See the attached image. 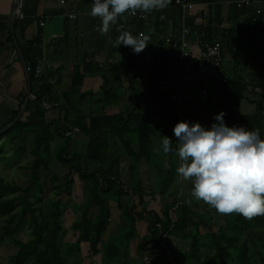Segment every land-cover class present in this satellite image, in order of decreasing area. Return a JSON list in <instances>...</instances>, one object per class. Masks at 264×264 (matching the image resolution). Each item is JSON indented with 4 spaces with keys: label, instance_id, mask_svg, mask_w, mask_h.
<instances>
[{
    "label": "crops",
    "instance_id": "crops-1",
    "mask_svg": "<svg viewBox=\"0 0 264 264\" xmlns=\"http://www.w3.org/2000/svg\"><path fill=\"white\" fill-rule=\"evenodd\" d=\"M61 1L64 3L61 4ZM175 1L169 0L162 10L144 11V20L128 19L124 14L107 33L101 35L98 31L100 18L90 15L93 0H20L14 17L15 32L14 26L12 30L10 28L15 0H0V130L18 109L20 94L27 89L15 43L19 48L24 43L37 41V58L42 61L41 79L49 85L53 96L59 101L53 102V96L52 100L49 96L44 98L42 107L45 109V119L53 121L61 117L63 111L60 113L57 109L59 103L74 107V116L84 119L106 113L149 115L152 151L156 156L152 160L154 162L146 158L140 160L137 168L143 169L146 165L159 193V180L154 169L169 170L171 167L168 158L161 157L162 138L169 118L176 119L177 123L189 121L210 126L217 114L218 84L235 80H240L246 86L244 99L240 102L241 116H254L257 103L264 115V0H182L188 5L186 10ZM240 1H249L250 6L240 9ZM71 14H75L76 18L69 19ZM253 18H256L255 23L252 22ZM117 29L133 35H147L150 37L149 45L138 55L133 54L130 47L119 46L121 32ZM184 29L189 32L188 42L193 48L194 58L199 55L203 45L221 44L222 82L180 85L168 75V71L178 65L173 40ZM8 33L14 40L13 46L6 42ZM76 69L84 76L76 88H71L70 81ZM107 91L110 92L108 97L105 94ZM203 93L206 95L203 96ZM38 112L36 105L31 104L22 118L26 122L33 121L37 119ZM3 134H0V169L6 166L1 160L6 156L7 144L11 146L15 143ZM7 158L12 162L10 156ZM172 162L177 169L179 158H174ZM129 164L128 157L121 159L120 166L125 172ZM172 187L170 193L174 197L166 195L163 202L166 198L170 202L179 195V202L196 214L203 210L211 214L210 210L214 208L202 200L194 202L196 199L191 196V180H183L176 174ZM214 210L221 221L217 223V220L210 219L208 224L204 223L216 234L226 229L230 220ZM145 218L137 222L136 235L129 243V247H134L136 251H141L139 245L151 225L150 221L145 222ZM142 222L144 227H141ZM200 231L203 229L200 228ZM252 233L258 235L260 231ZM242 239L238 241V247L246 243ZM247 241L251 248L250 240ZM208 242L207 238L200 239L202 246L198 256L201 261L214 262V252L207 248ZM167 244L171 252L170 260L164 253L147 250L151 247L147 238L142 253L148 251L146 253L150 255L144 260H149L148 264H153L152 261L177 264V261L184 259L185 264H200L195 262L198 260L190 258L191 242L184 235L169 234Z\"/></svg>",
    "mask_w": 264,
    "mask_h": 264
},
{
    "label": "trees",
    "instance_id": "trees-1",
    "mask_svg": "<svg viewBox=\"0 0 264 264\" xmlns=\"http://www.w3.org/2000/svg\"><path fill=\"white\" fill-rule=\"evenodd\" d=\"M15 31L16 25L14 26ZM20 36L24 40L22 33ZM6 42L12 46L14 44L10 33H8ZM37 44V41L24 43V45H19V49L32 85V99L27 103L25 114L28 113L31 104L36 105L39 114L37 119L30 122L21 118L7 133L3 134H9L12 142L23 139L21 152L25 151L24 144L27 137L33 136L29 151L32 161L28 184L20 187L16 184L0 182V218L4 221L0 241L16 235L27 224L30 229V239L26 242L14 241L15 253L9 257L7 264H69V257L79 255L82 245H86L90 258L100 256L102 264H113L111 262L119 257L128 255V243L136 235L137 222L145 218L142 212L134 211L133 204L125 212L122 206L129 194L132 198L137 196L140 204L145 203L141 197L142 189H140V181L136 178V169L140 160L146 158L154 162L152 160L156 156L152 151L150 116L134 113L128 116L106 113L86 120L74 116L72 112L74 107L59 103L57 109L60 113L63 111V114L57 120L47 121L42 101L46 96L52 100L53 93L43 79L37 81L34 78L35 59L39 57L35 49ZM83 76L84 73L76 69L70 81V87L76 88ZM25 91L26 89L17 101L18 109L3 128L12 124L17 118L24 102ZM109 93V91L105 93L107 97ZM245 93L246 86L240 80L218 84L217 114L226 113L224 119L228 126L242 125L248 130L259 131L260 138L264 139V115L260 104H255L254 116L245 117L240 114V102L244 99ZM53 98L55 99L54 96ZM52 101L59 102L57 99ZM115 102L114 96L113 104ZM176 123V119L169 118L164 131V137H168L173 143L171 145L173 150L178 147L177 138L173 135V127ZM72 133L81 134L86 139L83 151H71L72 136H75L74 138L77 136ZM163 156L168 158L171 167L169 170L154 169L159 180L160 197L173 195L170 191L173 188V177L177 174L174 162H172L178 157L175 151L167 154L163 152ZM123 157H128L130 160L127 169L130 177L128 189H125L126 185L121 181L120 162ZM51 159L68 167L69 173L65 184L67 187L72 184L70 177L75 175L87 193L82 215L72 225L73 230L77 232V239L72 244L64 245L62 242L64 228L61 200H48L44 205L46 185L40 178V173H51ZM53 180L56 182L57 179ZM51 190L56 194H61L57 185ZM179 201L175 197L174 200L163 203L161 215H155V222L148 226L147 235L140 243L139 250H144L143 244L149 238L151 247L147 250L159 253V242L163 235H184L191 242L190 258L198 260L195 262H201L198 256L199 248L202 246L200 239L207 238L209 240L207 248L211 253L214 252L212 258L216 263L228 264L229 261H236V264H252L255 259H259L260 264H264V244L261 247L255 246L257 241L264 242V215L249 219L241 214L232 213L234 217L228 222L227 228L215 234L195 212ZM177 202L179 203L178 209L174 213L173 220H170L169 213ZM113 204L119 211L122 210L128 225L127 227L122 225V232L128 229L126 233H122L124 241H127L123 243V249L116 245L104 246L102 244L103 234L107 232L113 216ZM92 208L96 209V215L90 219L88 216ZM200 228L203 231H200ZM255 230L260 233L258 235L252 233ZM250 234L252 236L249 237ZM242 238L250 240L251 248L247 242L238 247V241ZM183 260L177 261V264H185L186 261ZM80 262L75 261L73 264ZM152 263L158 264V261H152Z\"/></svg>",
    "mask_w": 264,
    "mask_h": 264
},
{
    "label": "clouds",
    "instance_id": "clouds-1",
    "mask_svg": "<svg viewBox=\"0 0 264 264\" xmlns=\"http://www.w3.org/2000/svg\"><path fill=\"white\" fill-rule=\"evenodd\" d=\"M169 0H93L90 15L99 17L101 35L107 33L126 13L162 10ZM120 31L118 44L141 53L150 37ZM226 113L214 115L210 126L180 121L173 127L177 149L163 137L162 151H175L179 158L177 175L191 180V196L216 209L219 214L237 213L245 218L264 215V139L259 131L242 125L228 126Z\"/></svg>",
    "mask_w": 264,
    "mask_h": 264
},
{
    "label": "rangeland",
    "instance_id": "rangeland-1",
    "mask_svg": "<svg viewBox=\"0 0 264 264\" xmlns=\"http://www.w3.org/2000/svg\"><path fill=\"white\" fill-rule=\"evenodd\" d=\"M87 120V119H86ZM7 133V132H5ZM75 136H72L73 145L71 147V151H83L84 148V140H86L81 134H76ZM8 138L10 139L11 136L9 134ZM79 135V136H78ZM32 138L33 136L30 135L25 140V151L21 152V146H23V139L17 140L15 143L6 146V156L11 157L12 162H10V159H8L6 156L3 160H1V163L3 165H6L3 169H0V182L8 183V184H16L20 187H25L28 184V174H29V168L31 166L32 157L29 155V151L31 150L32 145ZM11 141V140H10ZM11 143V142H10ZM163 155V152H161V157ZM160 158V157H158ZM14 161V162H13ZM10 165V166H8ZM51 165V173L45 174L44 172L40 173V178L45 182L46 185V195L44 197V205L46 201L50 200H61L62 203V212H63V244H72L77 239V232H75L72 228V225L75 221H77L81 215L82 211L85 207L86 199H87V193L85 192V189L82 185V183L78 180V177L73 175L70 177V180L72 182L71 186H66V176L69 173V169L67 166L61 165L59 162H57L54 159H51L50 161ZM18 166V167H17ZM146 165H144L143 169L137 168L136 174H138L137 178L140 180V189H142V195L145 203L140 204L139 200L136 197L132 198L130 194L128 195V198L124 202V205L122 206L123 212L128 210L132 204L134 205L135 212L136 213H143L145 215V222H149L152 224L155 222V215H161V211L163 210V197H160L159 193L157 192V188L154 185V178L152 177L151 172L147 169ZM141 173V174H140ZM121 174V181L122 179L124 181L123 184L126 185L125 189H128L130 179L128 178L127 172L124 171V169L120 171ZM176 175L173 177L172 183L174 184ZM57 179L56 182L53 179ZM57 185L60 189L61 194H56V192H53L51 189ZM70 193V194H69ZM178 197H181L177 195ZM176 196V197H177ZM169 198H166L165 201H168ZM195 200L194 202H196ZM119 211L115 204L112 205V211L113 216L110 221L109 228L106 233L103 234L102 237V244L104 246L106 245H116L120 246L123 249V243H126L127 241H124V238L122 235L127 232L126 229L122 232V225L127 227L123 212ZM210 213H206L204 210L199 214L196 215L203 220V222H208L210 219L217 220V223H219L221 220L219 219L217 213L214 209L210 210ZM96 215V209L92 208L89 212L88 218L93 219V217ZM229 220H232L234 217V214H227L226 215ZM153 219V221H152ZM152 221V222H151ZM149 223V224H150ZM208 224V223H207ZM147 225V224H146ZM4 226L3 219L0 218V234L1 229ZM137 227V226H136ZM140 227V226H139ZM141 227H144V223L142 222ZM123 233V234H122ZM174 235V234H172ZM252 236L251 234L249 237ZM28 239H30V229L29 224H27L25 227L20 229V231L11 237H6L2 241H0V263L1 264H7L9 257L15 253V246L14 241H22L26 242ZM170 239V238H169ZM249 239V238H248ZM243 241L249 242L246 239H242ZM129 244V243H128ZM264 244V242H255V246L261 247ZM130 246V245H129ZM128 246V247H129ZM251 247V244H250ZM148 252V251H146ZM142 253V251H136L134 247H129L127 250L128 255L122 256L121 258L117 259L114 262H111L113 264H148L149 260H144L145 258L149 257L150 254L148 253ZM133 253V254H132ZM69 264H73L75 261H81L79 264H102L101 257L97 256L95 258H90L87 254V247L86 245L81 246V253L79 255H75L72 257H69ZM255 261V262H254ZM252 264H260L259 259H255ZM148 262V263H147ZM236 261H229L228 264H236ZM151 263V262H150ZM163 264H168L167 261H163ZM200 264H215L211 261H201Z\"/></svg>",
    "mask_w": 264,
    "mask_h": 264
},
{
    "label": "built area",
    "instance_id": "built-area-1",
    "mask_svg": "<svg viewBox=\"0 0 264 264\" xmlns=\"http://www.w3.org/2000/svg\"><path fill=\"white\" fill-rule=\"evenodd\" d=\"M64 1H61L63 4ZM175 4L181 6L183 10L188 8V5L183 3L182 0H176ZM249 1H240L238 7H249ZM126 18L134 20H144L146 14L144 11H136L135 14L131 12L125 14ZM69 19H75V14L68 16ZM253 23L256 22V18H253ZM42 25V24H41ZM189 32L183 30L176 40H173V44L176 47L178 56V65L175 68H171L168 71V75L172 77L178 84H194L201 82H222L221 68L223 64V50L221 44L218 42L212 44H205L201 47L199 55L194 58L193 48L188 42ZM34 78L40 80L42 78V61L39 58L35 59L34 66ZM177 92V91H175ZM206 93H203L205 96ZM179 200V197H176ZM179 203L170 211V220H173L174 213L177 211ZM167 236L165 234L161 237L159 242L160 253H164L171 259L170 247L167 244ZM173 264L172 261H169Z\"/></svg>",
    "mask_w": 264,
    "mask_h": 264
},
{
    "label": "water",
    "instance_id": "water-1",
    "mask_svg": "<svg viewBox=\"0 0 264 264\" xmlns=\"http://www.w3.org/2000/svg\"><path fill=\"white\" fill-rule=\"evenodd\" d=\"M19 3H20V0H15V3L13 5V7H12L11 25H10L11 30L13 29V26H14L15 11L18 8ZM15 45H16V49H17V53H18V56H19V60H20V63L22 65V69H23V72H24V75H25V78H26L27 89H26L23 105H22V107L20 109V112H19L17 118L14 120V122L12 124H10L9 126L3 128L2 130H0V134L7 132L16 122H18L23 117V115L25 113V110H26V107H27V103H28L29 99L32 98V91H31L32 85H31V82H30L29 72L27 70V67H26L25 61L23 59V56H22V54H21V52H20V50H19V48L17 46V43H15Z\"/></svg>",
    "mask_w": 264,
    "mask_h": 264
}]
</instances>
